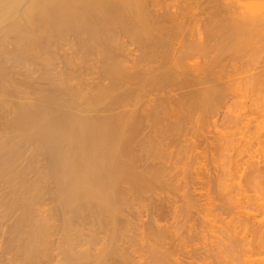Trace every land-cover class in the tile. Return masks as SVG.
<instances>
[{
  "label": "bare ground",
  "instance_id": "obj_1",
  "mask_svg": "<svg viewBox=\"0 0 264 264\" xmlns=\"http://www.w3.org/2000/svg\"><path fill=\"white\" fill-rule=\"evenodd\" d=\"M257 2L0 0V264H224L220 254L237 253L238 244L244 246L237 235L244 232L251 237L248 246L264 248V217L257 216L264 197L260 204L257 195H246L248 188L256 186L255 194L264 189V109L255 110L263 120L255 121L256 114L257 124H248L245 131L238 151L245 159L235 161L245 182L240 178L233 189L230 182L235 178L228 179L227 202L223 197L225 205L219 206L226 214L233 209L230 222L218 221L221 228L227 226L225 232L230 230L224 232L230 243L217 235L214 245H205L200 254L199 246L187 243L188 249L184 244L185 238L190 241L197 235L195 227L187 229L185 224L186 237L174 224L153 225L151 216L150 222L141 221L138 213L143 207L140 212L135 207L154 201V187L164 188L167 168L162 173L163 162L153 165L146 160L165 153L158 151L161 145L159 154L152 152L157 147L149 140L155 137L156 143L152 132L170 133L174 126L179 131L197 113L212 116L227 103L233 87L263 92L262 66L245 82H237L239 67L232 62L246 50L264 48V3ZM189 7L200 12H189ZM227 46L234 53L229 58L224 55ZM160 138L157 144H162ZM220 186L221 192L225 187ZM151 191L152 197L147 195ZM207 193L208 200L211 192ZM242 197L254 205H243ZM158 199L149 203L154 207L146 205L163 218L165 203ZM188 202L190 209L193 204ZM243 249L238 261L258 264L251 258V246ZM234 255L231 259L236 260Z\"/></svg>",
  "mask_w": 264,
  "mask_h": 264
},
{
  "label": "rangeland",
  "instance_id": "obj_2",
  "mask_svg": "<svg viewBox=\"0 0 264 264\" xmlns=\"http://www.w3.org/2000/svg\"><path fill=\"white\" fill-rule=\"evenodd\" d=\"M245 1V3L246 2H249V3H253V4H256V1H258L257 2V6L262 2V4L264 3V0H244ZM254 1H255V3H254ZM259 1H260V3H259ZM259 3V4H258ZM251 5V4H250ZM264 5V4H263ZM255 6V5H254ZM260 6H261V4H260ZM190 8V7H189ZM191 9V8H190ZM190 9H186L187 10V12H188V10H190ZM197 11H195V10H193V11H195V12H200V9L198 10V9H196ZM192 11V9L189 11V12H193ZM201 17H204V16H201ZM219 35V34H218ZM222 37H223V35H222ZM221 37V38H222ZM226 37V36H225ZM225 37L224 38H220L218 41V43H220V44H222L223 43V39H225ZM221 40H222V43H221ZM225 43V42H224ZM227 43V42H226ZM257 46H259V44L257 45ZM264 46V45H263ZM263 46H262V48H263ZM229 46H227L226 47V49H225V51H228V53L226 52L225 53V51H224V55H226V58H229V57H231L232 55L231 54H234L233 52L231 53V49H229L228 48ZM264 49V48H263ZM263 49H261V51L259 52V51H256L255 50V52L254 51H252V53H250V52H248L247 53V50H246V52L244 53V54H242L241 56H239L238 57V59H235L234 61H232L233 63H234V65H235V67H239V71L237 70L236 71V73H235V77L234 78H238V80L239 79H241V80H239V81H237V82H245L246 80H248L249 78H250V76H251V74H255V73H257L258 72V70H262L263 68H264V65H261L262 63H260V62H262V60L264 59L263 57H261V56H264V50ZM244 52V51H243ZM253 52H254V54H253ZM259 53V54H258ZM249 54V55H248ZM250 54L252 55V57L250 56ZM256 54H257V57H256ZM227 55H228V57H227ZM249 56V57H247V56ZM246 56V57H245ZM260 56V57H259ZM240 57H242V59L240 58ZM198 58V59H197ZM197 58H195L196 60H201L199 57H197ZM236 58V57H235ZM244 58V59H243ZM263 58V59H262ZM260 59H262V60H260ZM240 60V61H239ZM229 60L227 59V61H225L224 60V62H228ZM250 61V62H249ZM256 61V62H255ZM223 62V63H224ZM248 62V63H247ZM260 64V65H259ZM263 64H264V62H263ZM261 67H259V66ZM239 74H238V73ZM239 76H237V75ZM36 75V74H35ZM250 75V76H249ZM34 76V75H33ZM249 76V77H248ZM242 77V78H241ZM245 77H247V78H245ZM41 85H39V86H43L42 84L43 83H40ZM44 87V86H43ZM235 87H236V85H235ZM234 88V87H233ZM231 89V91H232V93L229 95V96H227V98L229 97V99L231 98V100H227V99H225L224 101L225 102H227V103H223L222 102V104H220L217 108H218V110L220 111H217V109L214 111V114L211 116V114H209V113H206L207 114V116L205 117L204 115H200L199 116V114L197 113L196 115H194L193 116V119H191V120H193L192 122H191V120H190V122L188 121V120H186V122H185V128H183V129H181L182 127H184V126H182L180 129H179V131H177V130H174L173 128L174 127H176V126H174L172 129H171V131H170V133L169 132H165V131H161V132H164V134L166 133L167 135L169 134L170 135V137H166V134L164 135L163 133H160V131H156V132H152V133H156V135H154V134H150V135H153V136H157L156 137V143H154V141H155V137H151V136H149V137H151V139H149V140H151L152 141V139H154V141H150L151 142V145L152 144H156L157 145V147H155V146H151L152 147V152L154 153V151H156L155 152V154L157 153V154H159V150L161 151L162 150V152H160V153H164V154H159V155H157V158H154V156H156V155H153V153L151 152V150H149V154L151 153L153 156H152V159H150V158H147L146 160H148V161H146V163H145V161H144V163L142 162V166H145V164H147V162L148 163H150V162H152L153 161V165H154V163L155 164H157L158 165V162L160 161V162H163L162 164L164 165V167H161L162 168V173H163V170H165L166 168V170H165V172H166V175H165V173L163 174L164 175V177H163V175L161 174V176L165 179V182H164V188L162 187V190L159 188V186H158V189H157V187L155 188H153V190H155V192H154V194L153 195H156V196H153V200L154 201H156L155 200V198L156 199H158L157 198V196L159 195V197H161V199H160V201L161 200H163V201H161L162 203H165V204H167V206L166 207H163L165 204H163V206H162V211H164L163 212V218H162V213L160 214L159 212L157 213V216H160V217H158L159 218V220H157L158 218H157V216H156V213L153 215L152 213H154L155 211L153 210V208H151V207H154V206H151L149 203H151V202H154V201H152V200H150V199H148V196H150L151 195V197H152V191H151V193H148V192H150V191H148L147 193V200H150L151 202H145V201H143L142 202V204H145L144 206H139V205H137V204H135V207L137 208V211L139 210V212H140V209L143 207V210H142V212L139 214L138 213V215L141 217V221H149L150 222V216H151V223H154L153 225H155L156 224V226H157V223H158V226L160 227L161 225H165V226H167V227H169V225L170 224H174V226L175 227H178L179 229H175V230H179L178 232H181V233H184L185 234V230H186V228L188 229L189 228V226H191V228L193 229V227H195L194 228V230L196 231V236H193L192 238L193 239H191L190 241L188 240V238H185L184 240V244H186V246H187V248L189 249V248H191L189 245H190V243L192 242L194 245H192V247L193 246H195V247H193V248H196V246H197V248L196 249H198V246H199V248H200V250H197L199 253L202 251H205V248H203L202 249V247H205V245H208V248L210 247V245L211 244H213L215 241H217V239H216V236L218 235V237H221V239H223L224 241L223 242H225V244L227 243V242H229L230 243V240L228 239V235L227 234H224V232H225V230H224V228H226V227H224L223 226V228H221V226H222V224L221 223H223V225H224V223L225 222H222V218H225L223 221H229V220H231L230 219V217H231V215H232V213H233V209L230 211V215L227 213L226 214V212L225 213H223L224 212V208L223 209H221L222 208V206L223 205H220V204H222V203H224V205H225V201H226V199H225V194H224V191H226V187L228 186L229 187V182H227L228 181V179H231L232 180V178L234 179V182H230V185L232 186L234 183H238L239 182V180H240V178H241V184H243L245 181H243L244 179H242V178H244V173H243V175H241L239 172H237L238 171V165L240 164V162H241V158L242 157H244V155L242 154L241 156L239 155V149H240V147L242 146V144L244 143V142H242V140L243 139H245V137H244V134H246L245 133V131H247L249 128H247L248 127V124H249V127L251 128L252 126H254V125H256L257 124V122H255L254 123V120H255V118H256V120L255 121H262L263 120V117L262 116H260L258 113H255L257 110V112H259V110H262V109H264V89H262L263 90V92H261L260 93V91L258 90L257 92L258 93H256V91L255 90H252V91H255V93L254 92H250V90L251 89H249V91L246 89V88H244V87H237V89ZM240 89V90H239ZM233 90H234V92H233ZM238 90V91H237ZM230 92V91H229ZM231 96V97H230ZM224 104V105H223ZM258 108V109H257ZM253 110H254V112H253ZM256 110V111H255ZM242 112V113H241ZM252 113V114H251ZM201 114V113H200ZM205 114V115H206ZM217 114V115H216ZM241 114V115H240ZM257 114V115H256ZM209 115V116H208ZM237 115H239V116H241V117H239V116H237ZM256 115V116H255ZM254 116H255V118H254ZM258 116H260V117H258ZM231 117H232V119H237L236 121H232V119H231ZM237 117H239V119H242V120H239ZM245 117V118H244ZM195 118V119H194ZM198 120H197V119ZM244 118V119H243ZM254 118V119H253ZM259 118V119H258ZM261 118H262V120H261ZM175 118H173V120H174ZM177 119V118H176ZM252 120V121H251ZM172 121V120H171ZM175 121H178V120H175ZM187 121H188V125L186 124L187 123ZM215 123V124H214ZM182 124H184V123H182ZM182 124H180V126L182 125ZM243 125L245 126V128H243L242 129V127H243ZM193 126V127H192ZM263 126H264V123H263ZM187 127V128H186ZM189 127V128H188ZM192 127V128H191ZM247 128V129H246ZM176 129V128H175ZM192 130V131H189V130ZM196 129V130H195ZM182 130V131H181ZM173 131V132H172ZM181 131V132H180ZM197 131V132H196ZM184 132V133H183ZM191 132V133H190ZM194 132V133H193ZM158 133V134H157ZM160 133V134H159ZM171 133H172V135H171ZM178 133V134H177ZM186 133V134H185ZM198 133V134H197ZM218 135H217V134ZM161 134H163L164 135V137H162V135ZM158 135H160L161 136V138H160V140H161V142H162V144L160 143V142H158V143H160V144H157V141H158V139L157 138H159L158 137ZM194 136V137H193ZM166 137V138H165ZM196 137V138H195ZM164 138L166 139L165 141H164ZM167 138H172V139H174V140H171V139H168L167 140ZM225 138V139H224ZM186 139V140H185ZM224 139V140H223ZM159 140V141H160ZM164 141V142H163ZM172 142V144H169V143H171ZM159 145H161V147H160V149H158V151H157V148H159ZM166 145H167V147H166ZM241 145V146H240ZM262 146H264V144L262 145ZM151 147L150 148H148V149H151ZM156 148V149H155ZM153 149H155V150H153ZM238 152V153H237ZM167 154V155H166ZM169 154V155H168ZM238 154V155H237ZM161 155H163V157L161 156ZM164 155H166L167 157H168V159H166L167 157L166 156H164ZM173 155V156H172ZM151 156V155H150ZM149 156V157H150ZM160 156V158L158 159V157ZM166 157V158H165ZM241 157V158H240ZM258 157H260V155H258ZM161 158H165L164 160H162ZM157 159V160H156ZM241 159V160H240ZM245 159V158H244ZM243 159V160H244ZM159 160V161H158ZM162 160V161H161ZM168 160V161H167ZM170 160V161H169ZM178 160V161H177ZM239 162H238V161ZM242 160V161H243ZM158 161V162H157ZM165 161V162H164ZM237 163H239L238 165H237V169H236V162ZM157 162V163H156ZM159 162V163H160ZM167 162H169V164L167 163ZM234 163V164H233ZM144 164V165H143ZM150 164H152V163H150ZM149 164V165H150ZM166 164V165H165ZM149 165H147V166H149ZM162 165V166H163ZM241 165H243V162L241 163ZM240 165V166H241ZM141 166V167H142ZM146 166V167H147ZM152 166V165H151ZM160 166V165H159ZM140 167V168H141ZM146 167H143V168H146ZM242 168V167H241ZM240 168V170H243V169H241ZM200 172H201V174H200ZM240 172H242V171H240ZM169 173V174H168ZM172 173V174H171ZM239 173V174H238ZM204 175V177H203V175ZM175 175V176H174ZM172 176H174V177H172ZM209 176H210V178H212V179H210L209 178ZM162 177H161V179H162ZM168 177V178H167ZM176 177V178H175ZM207 177H208V179H207ZM237 177V178H236ZM202 180H201V179ZM216 178H217V180H216ZM172 179H173V181H172ZM198 179H200V180H198ZM209 181L208 183H207V181ZM218 179H220V182H222V180H223V182H227V184L226 183H223V184H221L220 182H218ZM222 179V180H221ZM167 180V181H166ZM170 180V181H169ZM213 181V182H211V181ZM226 180V181H225ZM173 183H172V182ZM204 181H205V183H204ZM214 181H217L218 183H220L219 185L216 183V182H214ZM238 181V182H237ZM162 182H163V180H162ZM169 182V183H168ZM172 183V184H171ZM200 183V184H199ZM201 183H202V185H201ZM233 183V184H232ZM239 183V184H240ZM168 184H170L169 186H168ZM183 186H182V185ZM210 185V186H206V185ZM160 185H162V184H160ZM165 185H167L166 186V188H165ZM199 185V186H198ZM201 185V186H200ZM204 185V186H203ZM215 185H217V186H215ZM222 187H225L226 185V187H225V189L224 188H222ZM235 185H237V184H234L233 186V189H236V188H238L237 186H235ZM157 186V185H156ZM163 186V185H162ZM182 186V187H181ZM206 186V187H205ZM219 186L222 188V191L220 192V188H219ZM161 187V186H160ZM168 187V188H167ZM171 187V188H170ZM227 187V188H228ZM236 187V188H235ZM254 187H256V186H254ZM254 187H252L253 189H254ZM192 188V189H191ZM198 188V189H197ZM211 188V189H210ZM252 188H248L247 190H248V192H247V194L246 195H248L247 196V198L248 197H251V196H255V195H257V197L259 198H261L262 196L264 197V195H261V196H258V193L259 192H257V194H255L254 193V191H253V189ZM159 189H160V191L161 192H159ZM199 189H201V190H199ZM209 189V190H208ZM224 189V190H223ZM230 189L232 190V187H230ZM167 190V191H166ZM195 190V191H194ZM212 190V191H211ZM217 190V191H216ZM262 190V189H261ZM163 191H165V192H163ZM200 191L202 192V193H200ZM203 191H205V192H203ZM211 192V193H209V195L211 196V197H213V200H212V198L211 197H209L210 199H208L207 200V195H208V193L207 192ZM215 191V192H214ZM233 192H236L237 193V191L236 190H232ZM1 192H2V190H1ZM160 193V194H158V193ZM198 192V193H197ZM261 192L264 194V189L262 190V191H260V193H259V195L261 194ZM156 193V194H155ZM162 193H164V196H163V194ZM165 193H166V196H165ZM167 193H169V194H167ZM196 193V194H195ZM204 193V194H203ZM206 193H207V195H206ZM219 193V194H218ZM145 194V192L143 193V195ZM217 194V195H216ZM251 196H250V195ZM176 195V196H175ZM185 195V196H184ZM186 195H188V198L189 197H191V199L189 198V199H187V196ZM201 196V197H200ZM239 196V195H238ZM237 195H236V197H238ZM144 197V196H143ZM146 197V196H145ZM185 197H186V200H185ZM197 197V198H196ZM224 197V198H223ZM239 197H241V196H239ZM252 197V198H253ZM257 197H254V198H257ZM178 198V199H177ZM196 199V202H195V199ZM200 198V199H199ZM222 198L225 200L224 202L222 201ZM243 198V199H242ZM241 198V201L243 200L244 201V203H243V201H242V203H243V205H248V204H251V205H254V204H252L253 202L251 201V202H248L247 203V198L245 199V197H242ZM158 199V200H159ZM164 199H165V202H164ZM166 199H169V201L168 200H166ZM173 201H172V200ZM181 199V200H180ZM184 199V200H183ZM206 199V200H205ZM221 199V200H220ZM157 200V202H160V201H158ZM175 200H177V201H175ZM188 200H189V202L191 201V204L190 205H192L193 204V206H190V207H192V208H190V209H187V207L189 208V206H186V203L185 202H188ZM201 200V201H200ZM262 200V198L260 199V200H258L259 202L258 203H260L261 204V201ZM167 201V202H166ZM201 202V203H198V202ZM203 201V202H202ZM205 201L207 202V204L209 205H207L206 203H205ZM210 201H212V203L213 204H217L218 206H216V205H214L213 206V204L212 205H210ZM214 201V202H213ZM145 202V203H144ZM160 202V203H161ZM171 202H175L174 204H172ZM188 202V203H189ZM193 202V203H192ZM195 202V203H194ZM209 202V203H208ZM217 202V203H216ZM227 202V201H226ZM156 203V202H155ZM162 203H161V205H162ZM196 203H198L196 206L198 207V209H197V207L195 208V205L194 204H196ZM207 206V208L209 207L210 208V210L207 212V209H206V212H205V208H203L205 205ZM257 203V204H258ZM140 204V203H139ZM149 204L150 206H147V205ZM158 203H156V205H157ZM168 204H170V205H173L174 206V208H172L171 206V208L170 207H168ZM184 204V205H183ZM199 204H201V205H203V207L200 205L199 206ZM152 205H153V203H152ZM160 205V204H159ZM242 205V206H243ZM259 205V204H258ZM147 206V207H146ZM221 208H220V207ZM48 207V206H47ZM139 207H141L140 209H139ZM177 207V208H176ZM185 207V208H184ZM212 207V208H211ZM214 207V208H213ZM263 207V206H262ZM261 207V205H260V207H258V209L259 208H261V209H263V211H264V207L262 208ZM144 208H146L145 210H144ZM150 210H149V209ZM163 208H164V210H163ZM167 208V209H166ZM168 208H169V210H168ZM182 208H184V209H182ZM201 208V209H200ZM218 208V209H217ZM180 209V210H179ZM182 209V210H181ZM194 211V212H192V210ZM195 209V210H194ZM197 209V210H196ZM213 209V210H212ZM216 209V210H215ZM220 209V210H219ZM257 209V210H258ZM173 210H174V212H173ZM175 210H176V212H175ZM204 210V211H203ZM218 210V211H217ZM256 210V212L258 213V211ZM166 211H167V214H166ZM170 211V212H169ZM181 211V212H180ZM187 211V212H186ZM188 211H190V213L191 214H188L189 212ZM197 211V212H196ZM201 211H202V213H201ZM261 211V212H260ZM259 211V213L257 214V216H262V217H264V212L262 211V210H260ZM177 212H179V217H178V213ZM215 213V214H211V213ZM220 212V213H219ZM222 212V213H221ZM263 212V213H262ZM177 215H176V214ZM183 213V214H182ZM201 213V214H200ZM207 214V217H209V216H214V218H212V217H209V219L207 218H205V214ZM208 213L209 214H211V215H208ZM144 214V215H143ZM151 214V215H150ZM160 214V215H159ZM171 214V215H170ZM196 214V215H195ZM204 216H203V215ZM218 214V215H217ZM165 215H166V218H165ZM184 215H186V216H184ZM188 215V216H187ZM195 215V216H194ZM202 215V216H201ZM218 216V217H216V216ZM233 215H234V213H233ZM156 216V217H155ZM199 216V217H198ZM145 217V218H144ZM152 217H155V218H152ZM169 217V218H168ZM185 217V218H184ZM201 217V218H200ZM203 217L205 218V219H203ZM229 218V220H228V218ZM143 218H144V220H143ZM177 218V219H176ZM184 218V219H183ZM195 218V219H194ZM215 218H217V221H216V219ZM259 218V217H258ZM146 219V220H145ZM153 219H155V221H153L152 222V220ZM194 219V220H193ZM212 219H214V220H212ZM219 219H220V222H218L219 221ZM261 219H263V218H261ZM175 221V223L173 222L172 223V221ZM188 220V221H187ZM193 220V221H192ZM197 220V221H196ZM202 220H203V222H202ZM204 220H206V221H204ZM208 220H210V221H208ZM258 220V219H257ZM158 221V222H157ZM161 221V222H160ZM156 222V223H155ZM164 222V223H163ZM181 222V223H180ZM184 224H183V223ZM186 222V223H185ZM188 222V223H187ZM202 222V223H201ZM213 222H216L215 224L213 223ZM218 222V223H217ZM230 222V221H229ZM178 223V224H177ZM191 223V224H190ZM198 223V224H197ZM200 223V224H199ZM169 224V225H168ZM185 224L187 225V227L185 228ZM215 226H214V225ZM218 224V225H217ZM220 224V225H219ZM229 224V223H228ZM179 225V226H178ZM184 225V226H183ZM210 225H212V226H210ZM227 225V224H226ZM205 226H206V228H205ZM220 226V227H219ZM162 227V226H161ZM200 227V228H199ZM211 227V228H210ZM181 228V229H180ZM198 228V229H197ZM220 228V230L222 231V232H220L218 229ZM185 229V230H184ZM203 229V230H202ZM204 229H207V230H205L204 231ZM212 229V230H211ZM217 229V230H216ZM173 230H174V228H173ZM198 230V231H197ZM209 230V231H208ZM210 230H211V233L213 234H210V235H208L209 233H210ZM184 231V232H183ZM204 233H203V232ZM218 231V232H217ZM199 232H200V235L201 236H198V234H199ZM226 232L228 233V234H230V230L228 231V230H226ZM225 232V233H226ZM202 233V234H201ZM218 233V234H217ZM222 233V234H221ZM242 233V232H241ZM221 234V235H220ZM245 232L244 233H242V235H237V236H239V237H241L242 239H243V241H241L240 242V239L236 236V238L239 240V242H240V244L243 246V244H244V246L243 247H241L239 244H238V247H236L237 246V243H238V240L234 237L233 239H234V241H235V247H236V251H237V253L235 252V253H231V254H235L234 256H236V260L235 259H231V257L233 256H230L231 254L230 253H228V254H226L225 255V253H221L220 254V256H222V257H218L223 263H224V261H225V263L224 264H230L231 262H233L232 260H235L234 261V264H241L239 261H238V259H237V256H238V254L240 253V254H242V252H241V249L242 248H245V249H247L248 247H250L251 246V254H252V257L251 258H254V259H256V263H258V264H264V263H262V262H260V259L261 258H263L264 257V248H259L258 246H254L253 244H251V245H249L248 246V239H250L251 237L249 236V235H247L248 233H246L245 235ZM195 235V234H194ZM214 235H215V238H214ZM220 235V236H219ZM244 235V236H243ZM184 236H186L187 237V235L185 234ZM205 236H207V237H205ZM223 236V237H222ZM249 238H248V237ZM194 237H196L195 239H194ZM208 237H210V239L208 238ZM224 237H225V239H224ZM246 237H247V240H246ZM206 238V239H205ZM227 238V239H226ZM244 238H245V241H247L246 243H244ZM214 239V240H213ZM241 239V240H242ZM193 240V241H192ZM202 240H204V241H202ZM206 240H207V242H206ZM210 240H213V241H211V242H208V241H210ZM226 240V241H225ZM237 240V241H236ZM197 241V242H196ZM232 242V241H231ZM250 242V241H249ZM189 245H188V244ZM191 243V244H192ZM196 243V244H195ZM204 243H206V244H204ZM209 243V244H208ZM228 243V244H229ZM224 244V243H223ZM202 245H204V246H202ZM214 245V244H213ZM246 245H247V247H246ZM253 245V246H252ZM189 246V247H188ZM240 246V247H239ZM223 247V246H222ZM221 247V248H222ZM257 247V248H256ZM206 248H207V246H206ZM254 248V249H253ZM220 249V248H219ZM219 249H218V251H219ZM245 249H243V250H245ZM217 250V249H216ZM221 250V249H220ZM224 250V252H225V248L224 249H222V251ZM206 253V252H205ZM205 253H204V255H205ZM227 253V252H226ZM254 253V254H253ZM201 254V253H200ZM214 254V253H213ZM224 254V255H223ZM203 255V256H204ZM207 255V254H206ZM205 255V256H206ZM208 255H209V253H208ZM201 255H198V257H200ZM203 256H201V257H203ZM227 256H229V257H227ZM240 256V255H239ZM254 256H256V257H254ZM226 257V258H225ZM218 258H216V259H218ZM223 258H225V259H223ZM235 258V257H234ZM240 258V257H239ZM197 259V258H196ZM209 259V258H208ZM212 258H210V260H211ZM215 259V260H216ZM228 259V260H227ZM241 259V258H240ZM239 259V260H240ZM199 260H201V258L199 259L198 258V260L197 261H199ZM214 260V261H215ZM230 260V261H229ZM213 261V260H212ZM216 261H219V260H216ZM236 262V263H235ZM232 264V263H231Z\"/></svg>",
  "mask_w": 264,
  "mask_h": 264
}]
</instances>
